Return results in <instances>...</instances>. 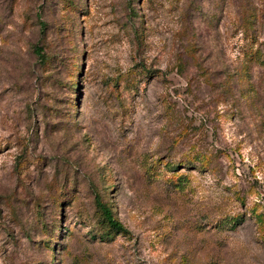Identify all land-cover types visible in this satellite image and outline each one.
Instances as JSON below:
<instances>
[{
    "label": "rangeland",
    "instance_id": "obj_1",
    "mask_svg": "<svg viewBox=\"0 0 264 264\" xmlns=\"http://www.w3.org/2000/svg\"><path fill=\"white\" fill-rule=\"evenodd\" d=\"M0 264H264V0H0Z\"/></svg>",
    "mask_w": 264,
    "mask_h": 264
},
{
    "label": "trees",
    "instance_id": "obj_2",
    "mask_svg": "<svg viewBox=\"0 0 264 264\" xmlns=\"http://www.w3.org/2000/svg\"><path fill=\"white\" fill-rule=\"evenodd\" d=\"M34 51L36 52L38 57L43 58L41 47L34 46ZM96 202H97L98 207L102 211V214H103L105 220L107 221V224H108L109 228L112 231L123 232V233L127 232L126 229L120 224V222L113 217L112 210L110 209V207H108L104 203H102L99 200V198H97ZM240 220H241V217H232V218H230V222H231L230 226L234 227L236 224H238V222Z\"/></svg>",
    "mask_w": 264,
    "mask_h": 264
}]
</instances>
